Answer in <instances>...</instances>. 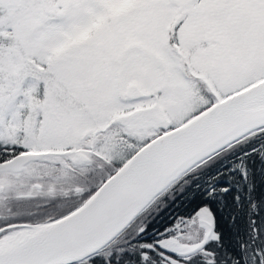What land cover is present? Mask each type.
Listing matches in <instances>:
<instances>
[{
    "label": "rangeland",
    "instance_id": "374dc122",
    "mask_svg": "<svg viewBox=\"0 0 264 264\" xmlns=\"http://www.w3.org/2000/svg\"><path fill=\"white\" fill-rule=\"evenodd\" d=\"M1 1L7 8L10 7L5 12L7 21L3 22L2 26L10 28L11 43L6 46V52L0 53V142L1 144L20 143L24 149L77 144V153L90 155V162L80 166L57 167L51 179H45V183H48V186L47 184L45 186L48 188L56 181L61 184H77L80 185L77 196L85 197L102 178L132 152L130 144L121 138L123 133H120L115 126L104 131L96 130V124L107 121V114L101 115L102 120L93 116L97 115L96 112L107 113L130 103L118 99L120 97L117 88L112 86L114 75L112 85L102 87L99 83V72L89 74L85 68L80 72L78 48L83 47L84 54L87 47H77L79 45L77 35L83 37L93 33L96 24L106 20V10L118 16L125 13L129 16V21L133 22L140 15L138 6L144 2L147 7L149 1L155 2L156 6L146 8L145 15L151 17V23L147 25L146 30L147 33L156 31L160 26L159 19L167 12L165 2L168 1L72 0L69 8L63 13L53 11L49 0H35L34 3H31V0ZM260 5L261 3H258V6ZM127 7L129 9L124 10ZM15 8H20V11L15 12ZM203 15L207 18V21H203L204 28L197 30L200 34L191 33L186 37V41L191 43L196 37L206 34L209 36L208 39L219 37L216 44H206L213 47L214 56L221 55L220 58H216V62L213 59L215 65L212 66L214 76L220 78L223 84L219 87L220 90L228 93L244 84L246 78L248 80L252 75L263 72L260 67H252L264 62V37L260 32L257 33L256 42L248 34L237 31L235 24L225 23V30H220L223 23L218 25V18L205 12ZM256 18L261 19L259 25L264 29V7L257 13ZM232 20L233 15L227 14L225 22ZM228 26H232V29L227 28ZM132 27L137 30L136 24L130 23V31ZM160 29L162 30L163 27L160 26ZM133 34L138 35L139 32L135 31ZM131 41L130 38L126 40L129 42L130 50L134 49L131 48ZM153 54L155 58L143 53L141 57L132 58V70L137 73L144 70L152 73L153 86H147L146 89L150 94L161 99L159 102L162 107L171 112L168 113L167 122L172 127L184 118V110H176H180L178 104L184 101L186 102L184 106L191 108L194 102V106L198 107L196 94L202 93V90L204 93L205 88L199 84L191 88L194 83H190L189 87L181 85L180 81L183 82L181 72L172 61L174 55L171 56L166 47L165 52L154 51ZM224 54L230 59H225L222 56ZM209 58L210 52L207 51L204 56L194 57V61L205 63ZM176 83L180 84L176 85ZM120 94L123 96V90ZM102 97L111 99H101ZM93 129L95 131H91ZM152 132L148 129H139L137 134H134V142H145ZM130 133L125 134L128 140L133 136ZM83 144L88 145V150ZM92 161L96 162L93 164ZM96 165L98 168L95 167ZM86 171H93L95 174L92 175L95 178H88ZM164 190L159 191L138 216L148 212L151 214L159 202L157 200L159 193H163ZM199 209L187 220V223L183 224L185 228H181L183 230L180 234H178L179 228L177 236L172 232L171 237L193 239V241L203 238L206 231L205 220L204 229L199 228L201 226L197 221L199 217L207 216V209L205 206ZM210 236L214 237L215 233H210ZM183 245L179 247H186Z\"/></svg>",
    "mask_w": 264,
    "mask_h": 264
},
{
    "label": "flooded vegetation",
    "instance_id": "af4514ba",
    "mask_svg": "<svg viewBox=\"0 0 264 264\" xmlns=\"http://www.w3.org/2000/svg\"><path fill=\"white\" fill-rule=\"evenodd\" d=\"M143 1L144 0H142V2ZM167 1L168 3L165 2L167 12H165L158 21V24L163 27L162 30L159 26L156 31L147 33L146 27L151 23V17L145 15L146 8L156 6L155 2L149 1L147 2V7H145L144 2L138 6L140 7V15L138 14L139 16H137L136 20L133 22L131 20L129 21V16L125 13L122 16H118L116 14H110V11L106 10V20L99 21L93 33H88L83 37L77 35L79 38V45H77V47H87L84 54L83 47L78 48V66L80 72L84 68L89 74H97V72H99V83L102 87L112 85V76L114 75L112 86L117 88L120 97L118 99H124L126 102L130 103L124 107L120 106L123 108L118 107L116 110L108 111L107 113L103 111H101V113L96 112L95 114L97 115L93 117L100 120H102L101 115L107 114L106 116H108L107 121H103L102 124H96V130L104 131L110 128L112 129V126H115L120 133H123L121 138L129 144L130 140H128V136L125 135L127 133L131 132L130 135H134L137 134L139 129L143 128L153 131L150 136L152 137L171 127L169 122H167L168 113L171 112L162 107L160 104L161 99L150 94L146 89L147 86H153L152 73L144 69H140L144 70L140 73L132 70V58L141 57L142 53L143 55L155 58L156 56L153 52H165L166 47L171 56L172 54L174 55L172 56V61L177 65L178 71L180 70L181 72L183 78V82L180 81L181 85L189 87L190 83H194L191 85V88L195 84H199L205 88L204 93L202 90V93L197 92L196 94V100L199 102L198 107L194 106V102H192L193 106L191 108L185 107L184 105L186 102L184 101L178 104L177 107H179L180 110H176H184V118L179 122L181 123L215 99L226 94L225 91L220 90L221 88L219 89L223 84L220 78L217 79L214 76L212 70V66L215 65L213 59H215L216 62V58H220L221 55L218 54L214 56L215 52L213 51V47L206 44H216L218 41L217 38L219 37L214 36L212 39H208L209 36L206 34L196 37L191 43L186 41V37L191 33L194 35L200 34L197 30L204 28L203 21H207V18L203 15L204 12L218 18V25L223 23L220 30H225V23H228L226 25L235 24L237 31L240 30L242 33L248 34L252 39L256 40V42L258 32L264 37V29L259 25L261 19L256 18L257 13L264 7V0H191L182 4H174L169 0ZM258 3H261V5L258 6ZM128 9V7L124 8V10ZM227 14L233 15L232 22H225ZM130 23L136 24L137 30L132 27L130 31ZM227 28L232 29V26H228ZM133 30L138 31L139 34L134 35L133 33L135 31ZM128 38L132 39L131 48H134L132 50L129 49V42H126ZM207 51L210 52L208 61L201 63L197 60V63H195L194 57L198 58L199 56H204ZM113 56L115 57L113 58ZM222 56L225 59H230L226 57L225 54ZM110 64L112 65L110 66ZM252 67H260L263 72L252 75L248 80L246 78L244 84L239 87L264 75V62L252 65ZM131 82L136 83L145 93L136 98L127 97L125 95V88ZM179 84L180 83H176V85ZM122 90L123 96L120 94ZM101 99L111 98L102 97ZM146 105H154L156 107V111L162 116L161 120H163V123L158 124L155 120H149L146 123L123 121L117 117L121 112ZM91 131L95 130L93 129ZM83 146L87 147L88 145L83 144ZM35 150H39L41 153L36 156L28 157L21 162L18 167H0V241L31 225L49 222L64 215L77 206L89 194L88 193L85 197L77 196L80 189V185L77 184H61L56 181V183H51V186L47 188L48 183H45V179L50 180V177L56 173L55 169L59 166H80L81 164L90 162V155L84 156L81 153H77V144H67L62 147L48 146L42 149H24L23 145L20 143L1 144L0 142V163L8 160L14 155ZM86 150H88V147ZM220 151L221 150L214 152L213 154L216 155ZM92 162L94 164L96 161ZM89 166L91 167V164ZM95 167L98 168V165ZM92 173L94 172H87L88 178H95ZM46 184L47 186H45ZM53 187L55 188L52 189ZM47 189L52 190L47 191ZM160 206L162 207L163 203ZM202 206L206 207L207 216L204 218L199 217L197 223L201 226L199 227L200 229H204L205 226L203 227V221H211L210 233H212L214 232L213 221L211 210L208 205L203 204L197 206L186 215L172 217L171 224L168 226L156 225L161 217L157 215L160 212V207H155L151 214L148 212L142 216H138L140 212L137 213L122 229L96 250L65 264H144V256H133L137 246L151 249L152 253L157 257V260L160 259L164 251L173 255H179L177 252V250L181 249L179 245L184 244L183 246H191L198 243L203 238H199L196 241H193V239H177L171 237L170 233L173 232L174 236H177V231L180 228L178 231V234H180L181 230H183L181 228H185L183 224L187 223V220L196 210H200L199 208ZM149 225L154 227L147 229ZM210 233L202 242L201 246L205 244L208 239L215 237L210 236ZM146 237L149 238L145 239ZM140 251L145 253L144 248ZM165 258L167 259L169 257L165 256ZM174 258H176V256H174ZM170 259L173 258L170 257Z\"/></svg>",
    "mask_w": 264,
    "mask_h": 264
},
{
    "label": "water",
    "instance_id": "95a60500",
    "mask_svg": "<svg viewBox=\"0 0 264 264\" xmlns=\"http://www.w3.org/2000/svg\"><path fill=\"white\" fill-rule=\"evenodd\" d=\"M182 4L191 0H169ZM71 0L50 3L56 13ZM145 91L131 82L125 95L136 98ZM123 121L163 123L154 105L134 107L117 116ZM264 125V75L202 108L185 121L161 131L131 152L72 210L24 234L0 242V264H65L88 254L122 229L150 200L201 158L247 131ZM41 151L20 153L0 167H18ZM203 239L177 250L188 253L199 247L211 230L205 221ZM4 240V239H3ZM2 241V240H1Z\"/></svg>",
    "mask_w": 264,
    "mask_h": 264
},
{
    "label": "trees",
    "instance_id": "16d2710c",
    "mask_svg": "<svg viewBox=\"0 0 264 264\" xmlns=\"http://www.w3.org/2000/svg\"><path fill=\"white\" fill-rule=\"evenodd\" d=\"M9 8L0 0V53L6 52L11 43L10 28L2 26ZM17 11L20 8H15ZM133 138L131 151L142 143ZM263 140L264 125L247 131L216 155L204 157L182 171L159 193L160 204H154L160 207L157 215L161 218L156 225L168 226L172 217L205 204L211 210L214 238L184 255L164 251L157 260L151 249L137 246L133 256H144V264H264ZM143 248L145 253L140 251Z\"/></svg>",
    "mask_w": 264,
    "mask_h": 264
},
{
    "label": "bare ground",
    "instance_id": "6f19581e",
    "mask_svg": "<svg viewBox=\"0 0 264 264\" xmlns=\"http://www.w3.org/2000/svg\"><path fill=\"white\" fill-rule=\"evenodd\" d=\"M26 231H23V230H20V231H17L15 232L13 235L5 238L4 240L0 241L1 243L4 241V242H8V241H11L17 237H19L20 235L24 234Z\"/></svg>",
    "mask_w": 264,
    "mask_h": 264
}]
</instances>
